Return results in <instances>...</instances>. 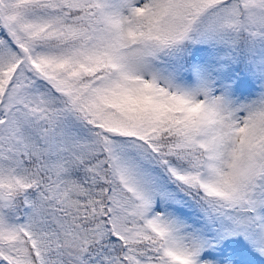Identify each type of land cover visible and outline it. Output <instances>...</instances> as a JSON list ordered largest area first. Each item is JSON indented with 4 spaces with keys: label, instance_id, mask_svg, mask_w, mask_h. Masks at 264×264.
<instances>
[{
    "label": "snow or ice",
    "instance_id": "1",
    "mask_svg": "<svg viewBox=\"0 0 264 264\" xmlns=\"http://www.w3.org/2000/svg\"><path fill=\"white\" fill-rule=\"evenodd\" d=\"M0 264H264V0H0Z\"/></svg>",
    "mask_w": 264,
    "mask_h": 264
}]
</instances>
